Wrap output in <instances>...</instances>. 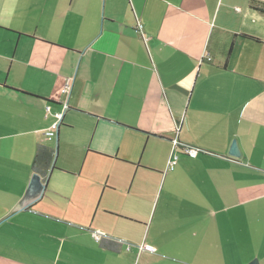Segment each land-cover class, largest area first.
I'll return each mask as SVG.
<instances>
[{
	"label": "crops",
	"instance_id": "1",
	"mask_svg": "<svg viewBox=\"0 0 264 264\" xmlns=\"http://www.w3.org/2000/svg\"><path fill=\"white\" fill-rule=\"evenodd\" d=\"M253 2L0 0V222L57 150L43 198L0 224V264H264Z\"/></svg>",
	"mask_w": 264,
	"mask_h": 264
},
{
	"label": "water",
	"instance_id": "2",
	"mask_svg": "<svg viewBox=\"0 0 264 264\" xmlns=\"http://www.w3.org/2000/svg\"><path fill=\"white\" fill-rule=\"evenodd\" d=\"M58 139H59V135L57 132V137H56L57 145H58ZM56 154H57V150H56ZM230 155L232 157H235V158H239L241 156L236 141H234L232 143ZM46 188H47V181H44V179L42 178L41 175H39L38 173H35L32 176L31 182L29 184V187H28L24 197L15 206V208L11 212V215L9 216V218L18 214V213H21V212L27 210L34 203L41 200L43 198L45 191H46ZM9 218L4 219L2 222H0V224L3 223L4 221L8 220ZM249 264H260V262H259V260L255 259L252 262H250Z\"/></svg>",
	"mask_w": 264,
	"mask_h": 264
},
{
	"label": "trees",
	"instance_id": "3",
	"mask_svg": "<svg viewBox=\"0 0 264 264\" xmlns=\"http://www.w3.org/2000/svg\"><path fill=\"white\" fill-rule=\"evenodd\" d=\"M253 9H259V7L264 11V6H259L256 2L252 3ZM232 46L230 47V50L228 52V57H230L231 51H232ZM56 159V150L46 147V146H40L38 148L36 158L34 161V171L35 173H38L39 175L42 176H47L49 169L51 166L55 163ZM102 247L109 250V251H118L119 246L117 243L109 241L107 239L102 240Z\"/></svg>",
	"mask_w": 264,
	"mask_h": 264
},
{
	"label": "built area",
	"instance_id": "4",
	"mask_svg": "<svg viewBox=\"0 0 264 264\" xmlns=\"http://www.w3.org/2000/svg\"><path fill=\"white\" fill-rule=\"evenodd\" d=\"M139 28H140V30H142V26H140ZM205 58H206V57H205ZM70 84H71V82H68V83H67V85L65 86V89L63 90L64 93H68V92H69V90H70ZM47 109H48V111H50L49 108H47ZM57 117L61 119V118H62V115L57 114ZM56 127H57V126H55L54 128H56ZM178 146H179L178 143L175 142V145H174L175 150H176V147H178ZM184 151H185V153H186L189 157H191V158H196V157L199 155V153H200V150L195 149V148H190V147H185V148H184ZM176 160H177V157H174L173 160L170 161V163H169V167H170L171 169H173L174 166L176 165ZM94 237H95V239H96L98 242H100V241H102V239H103L105 236H102V235H100V234H95Z\"/></svg>",
	"mask_w": 264,
	"mask_h": 264
},
{
	"label": "rangeland",
	"instance_id": "5",
	"mask_svg": "<svg viewBox=\"0 0 264 264\" xmlns=\"http://www.w3.org/2000/svg\"><path fill=\"white\" fill-rule=\"evenodd\" d=\"M56 159H57V156H56ZM56 159H55V162H56ZM2 220V219H1ZM3 221V220H2ZM5 222V221H4ZM2 224V223H1ZM53 252L52 251H47L46 252V259L47 261L50 260L51 256H52Z\"/></svg>",
	"mask_w": 264,
	"mask_h": 264
}]
</instances>
